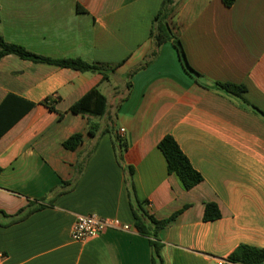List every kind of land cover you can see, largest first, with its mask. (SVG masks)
Here are the masks:
<instances>
[{"label": "crops", "instance_id": "obj_1", "mask_svg": "<svg viewBox=\"0 0 264 264\" xmlns=\"http://www.w3.org/2000/svg\"><path fill=\"white\" fill-rule=\"evenodd\" d=\"M162 3L0 0L6 42L47 58L117 66L104 80L15 55L0 61V264H152L130 183L150 215L177 214L159 232L162 264H218L240 245L264 248V118L215 87L243 85L244 98L264 111V0L231 7L176 0L168 21L198 76L173 42L138 69L153 51ZM94 88L107 98L106 115L72 113ZM76 134L81 144L67 149ZM167 135L203 176L191 190L168 171L159 149ZM30 203L44 207L11 223L7 215ZM207 203L219 206L221 218L204 221ZM80 215L119 219L130 229L75 241Z\"/></svg>", "mask_w": 264, "mask_h": 264}, {"label": "trees", "instance_id": "obj_2", "mask_svg": "<svg viewBox=\"0 0 264 264\" xmlns=\"http://www.w3.org/2000/svg\"><path fill=\"white\" fill-rule=\"evenodd\" d=\"M227 7H231L236 0H222ZM176 0H163L159 13L155 16L153 27L151 30V38L154 44L153 51L138 68L148 66L157 57L160 47L166 42H173L179 57L187 70L191 74H198L188 64L183 45L174 32L173 27L168 19L171 15ZM9 55H15L22 59L36 63H46L59 68L73 69L80 72H95L104 76V80L109 78L105 72L115 70L117 66L106 65L102 63L90 64L82 59H52L37 55L25 49L21 45L8 43L0 33V61ZM137 69V70H138ZM136 71V70H135ZM129 87L131 85L129 84ZM215 87L225 93L238 97L249 108L264 118V111L258 107L251 105L243 96L246 91L245 86L236 85L233 83H216ZM108 109V101L105 95L101 93L99 88H94L89 91L83 98L75 103L70 111L74 114L91 115L94 117H103ZM113 132V130H111ZM92 134H94L92 132ZM121 146L125 147V142L120 137L116 136ZM82 142V135L76 134L69 138L65 143V147L70 150L76 149ZM159 149L162 151L167 161V167L170 174L177 176L185 190H191L203 181V176L191 164L187 155L182 151L180 145L172 135L165 136L159 143ZM130 174L133 170L129 169ZM131 209L133 211L136 227L139 233L150 239L152 249V264H162L163 257L161 255L162 243L159 238V232L168 227L175 221L177 214L168 219L159 220L150 215L145 209V202L138 199L133 183H130ZM44 205L30 203L26 208L21 209L15 215H7L11 219V223H17L26 219L33 212L42 209ZM0 213H6L0 210ZM221 218V211L216 203H207L205 207L204 221H214ZM233 264H264V248H258L250 245H240L227 258Z\"/></svg>", "mask_w": 264, "mask_h": 264}, {"label": "built area", "instance_id": "obj_3", "mask_svg": "<svg viewBox=\"0 0 264 264\" xmlns=\"http://www.w3.org/2000/svg\"><path fill=\"white\" fill-rule=\"evenodd\" d=\"M124 129L121 130L123 134ZM110 229L128 231L130 226L119 219L103 218L98 215H80L73 226L71 238L75 241H86L95 238ZM2 256V255H1ZM218 264H233L229 261H220Z\"/></svg>", "mask_w": 264, "mask_h": 264}]
</instances>
